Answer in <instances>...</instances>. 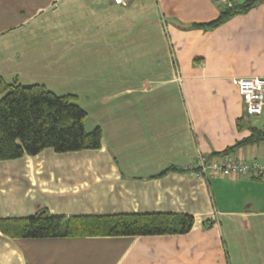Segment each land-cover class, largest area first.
Here are the masks:
<instances>
[{
  "label": "crops",
  "instance_id": "obj_1",
  "mask_svg": "<svg viewBox=\"0 0 264 264\" xmlns=\"http://www.w3.org/2000/svg\"><path fill=\"white\" fill-rule=\"evenodd\" d=\"M222 7L212 0H133L126 7L111 0H0V78L76 96L84 123L89 112L98 118L94 125L101 124L99 112L115 122V148L44 149L0 161V219L40 208L62 216L193 217L189 232L176 235L11 239L0 232V264H230L229 252L247 235L261 236L264 251V179L204 180L187 171L197 152L214 156L248 137L250 127L264 130V110L247 116L232 83L264 77V0L214 29L192 26L214 20ZM97 44H115V59H92L115 64V72L106 69L115 75L87 73L80 65L88 62L72 56ZM73 72L82 81L115 83L112 104L87 109L85 91L105 90L83 83L78 89L69 81ZM227 155L264 161V141ZM169 167L181 171L158 176Z\"/></svg>",
  "mask_w": 264,
  "mask_h": 264
},
{
  "label": "trees",
  "instance_id": "obj_2",
  "mask_svg": "<svg viewBox=\"0 0 264 264\" xmlns=\"http://www.w3.org/2000/svg\"><path fill=\"white\" fill-rule=\"evenodd\" d=\"M259 0L232 1L217 18L195 28L214 29L230 17L245 13ZM86 113L77 97L57 95L44 85H21L0 78V161L35 156L44 149L56 154L98 150L101 130L84 129ZM250 135L214 156L264 141V130L249 128ZM168 171H181L169 167ZM157 176V177H158ZM193 225L188 214L53 215L46 208L21 218L0 219V232L11 239L139 237L186 234Z\"/></svg>",
  "mask_w": 264,
  "mask_h": 264
},
{
  "label": "rangeland",
  "instance_id": "obj_3",
  "mask_svg": "<svg viewBox=\"0 0 264 264\" xmlns=\"http://www.w3.org/2000/svg\"><path fill=\"white\" fill-rule=\"evenodd\" d=\"M110 45L111 47H113L114 45L113 49L109 48L108 44H104V45L97 44V47L95 49L92 50L90 47L87 51H83L77 48L78 50H74V52H72V56L83 58L82 60L84 62H88L89 65H87V67L85 66V64L80 65V67L82 68H85V69L87 68L86 69L87 73H94L98 75V73L106 72L108 74L115 75V73L109 72L110 70H106L108 68H114V72H115V64L97 65V64H93L92 62V59L101 60L100 58L104 59L108 57L109 55H111V53L112 55L110 58L115 59V44H110ZM10 46L12 50V45ZM79 76H80L79 74L76 75L75 72H73L72 77L69 80L72 84L77 85L78 89H79V86L82 87V83H83V84L92 86V88H98V89L105 90L104 91L105 93L103 94L99 92H86L85 91L84 95L86 94L88 97L86 98L87 100L83 99V101H89L90 103L87 105V109H97L98 110V109L104 108L105 105L110 106L112 104V101L114 99L112 98L113 100L112 99L107 100V98H110L111 89H115V83L113 84V86L109 87L108 83L104 82V80H102L100 76H94L95 79L94 80L91 79L89 81H82L78 79ZM89 113L91 114V116L88 117V119H86L84 123L85 131L90 132L95 127H99L101 130V145L105 144L107 146V143H109L112 146V148H115V145H114L115 127H111V123H115V122L112 119L106 120L104 118V115L107 114L106 112L103 114L102 112H99V119H100L99 121L101 124H99L100 126L94 125L96 123L95 120H98V118L94 114H92V112H89ZM92 121H94L93 124H91ZM113 125L115 126V124ZM111 146H107V147L111 148ZM260 237L261 236L259 237L257 236V238H255L252 235L251 236L247 235L246 243L244 244V246L237 248L235 251L229 252V256H230L229 263L230 264H264V251L261 249L262 247H260L259 245Z\"/></svg>",
  "mask_w": 264,
  "mask_h": 264
},
{
  "label": "built area",
  "instance_id": "obj_4",
  "mask_svg": "<svg viewBox=\"0 0 264 264\" xmlns=\"http://www.w3.org/2000/svg\"><path fill=\"white\" fill-rule=\"evenodd\" d=\"M113 4L126 7L133 0H111ZM221 6H230V0H212ZM242 99L244 110L249 117H259L264 110V77L238 78L232 80ZM190 175L210 180L222 176L248 175L264 179V161L244 162L231 159L228 155L206 157L197 152L195 161L187 168Z\"/></svg>",
  "mask_w": 264,
  "mask_h": 264
}]
</instances>
